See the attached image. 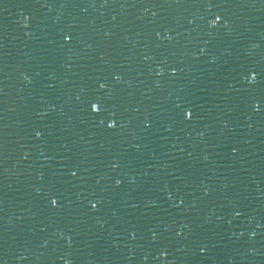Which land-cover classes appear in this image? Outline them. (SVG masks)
<instances>
[{"label":"water","instance_id":"1","mask_svg":"<svg viewBox=\"0 0 264 264\" xmlns=\"http://www.w3.org/2000/svg\"><path fill=\"white\" fill-rule=\"evenodd\" d=\"M0 264H264V0H0Z\"/></svg>","mask_w":264,"mask_h":264},{"label":"snow or ice","instance_id":"2","mask_svg":"<svg viewBox=\"0 0 264 264\" xmlns=\"http://www.w3.org/2000/svg\"><path fill=\"white\" fill-rule=\"evenodd\" d=\"M221 19H222V17H221L220 15H217V16L211 21V23H212L213 25H215V24H216L219 20H221ZM64 39H65L66 41H69V42H70V41L72 40V36H71L70 34H65V35H64ZM172 71L175 72L176 69H172ZM259 75H260V74H259L258 72H256L255 70H252L251 73H250V75H246V76H245V79H246V80H249V81H251V82H256L257 79H258V77H259ZM106 86H107V85L104 84V83H101V84H100V87H101V88H104V87H106ZM260 104H261V102H260L259 100H257L256 103H255V108H256L257 111H260ZM90 109H91V111H93L94 113H100V112H102V111L105 110V109L102 107L101 103L98 102V101H90ZM193 114H194V113H193V111H192L190 108L185 109V111H184V113H183V115H184L186 118H191V117L193 116ZM115 115H116V114L113 112V113H111L110 116L107 118V126H108L109 128H115V127L117 126V119L114 118ZM100 123H101V124H104V123H105V120H104V119H101V120H100ZM36 135H37V136H41L42 133L38 131V132L36 133ZM72 175H75V172H73ZM117 183L119 184V183H121V181L117 180ZM58 202H59V197L56 196V195H53V196L51 197L50 203H51L53 206H57V205H58ZM96 203H98V202H92V206L95 207V206H96ZM253 234H255V233H253ZM201 251H202V252H203V251H206V249L201 248Z\"/></svg>","mask_w":264,"mask_h":264}]
</instances>
